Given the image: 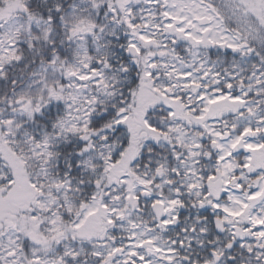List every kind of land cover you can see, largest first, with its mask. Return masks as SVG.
<instances>
[{
  "label": "snow or ice",
  "instance_id": "snow-or-ice-1",
  "mask_svg": "<svg viewBox=\"0 0 264 264\" xmlns=\"http://www.w3.org/2000/svg\"><path fill=\"white\" fill-rule=\"evenodd\" d=\"M0 264H264V0H0Z\"/></svg>",
  "mask_w": 264,
  "mask_h": 264
}]
</instances>
